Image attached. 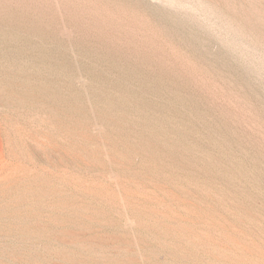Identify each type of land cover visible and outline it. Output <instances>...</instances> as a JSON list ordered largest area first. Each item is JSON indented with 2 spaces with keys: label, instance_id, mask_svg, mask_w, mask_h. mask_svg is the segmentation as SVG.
Returning a JSON list of instances; mask_svg holds the SVG:
<instances>
[{
  "label": "rangeland",
  "instance_id": "obj_1",
  "mask_svg": "<svg viewBox=\"0 0 264 264\" xmlns=\"http://www.w3.org/2000/svg\"><path fill=\"white\" fill-rule=\"evenodd\" d=\"M0 264H264V0H0Z\"/></svg>",
  "mask_w": 264,
  "mask_h": 264
}]
</instances>
